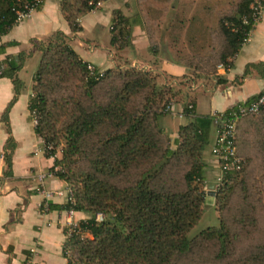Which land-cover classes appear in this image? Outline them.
I'll use <instances>...</instances> for the list:
<instances>
[{"label": "trees", "instance_id": "trees-1", "mask_svg": "<svg viewBox=\"0 0 264 264\" xmlns=\"http://www.w3.org/2000/svg\"><path fill=\"white\" fill-rule=\"evenodd\" d=\"M100 1H59L69 34L57 30L37 43L40 55L28 101L34 132L44 146H51L44 149L47 157H53L48 170L68 188L63 204L47 203L46 209L88 215L77 221L76 233L65 236L63 228L61 254L66 264H264V240L252 241L264 233L259 217L264 196L242 193L250 152L258 153L259 146L264 155V136L257 145L246 146V151L240 143V135L247 133V126H240L242 120L247 125L255 119L252 125L264 129V106L237 120L234 144L242 161L238 168L220 170L213 189L218 225L194 237L187 232L204 207L201 152L208 142L212 116L194 114V98H188L179 114L190 120L177 127L174 148L158 123L161 116L170 114L166 107L180 102L184 93L188 97V89L181 92L182 87L204 77L216 83L226 81L214 66L230 67L228 58L247 38L256 21L249 10L251 0H237L233 13L219 19L222 48L211 60V56L186 62L169 59L191 69L190 75L173 76L130 65L123 70L117 65L103 69L90 63L95 72L101 71L95 77L69 42L70 34L81 30L79 17ZM0 7L1 35L14 23L15 15L9 0H0ZM128 24L119 11L113 12L109 44L115 50L129 44ZM18 67L13 59L0 60V77L11 79L14 88L18 80L13 73ZM249 68L264 79V62L246 65L241 77L250 73ZM16 93L14 89L2 118ZM4 157L9 166L7 152ZM39 207L43 210L42 204ZM97 214L102 215L100 220ZM249 241L232 256L236 242ZM207 250L205 256L202 252Z\"/></svg>", "mask_w": 264, "mask_h": 264}, {"label": "crops", "instance_id": "crops-1", "mask_svg": "<svg viewBox=\"0 0 264 264\" xmlns=\"http://www.w3.org/2000/svg\"><path fill=\"white\" fill-rule=\"evenodd\" d=\"M59 1L42 0L40 6L29 16L14 22L0 35V60L13 59L19 66L13 73L18 80L16 88L11 79L0 77V264H26L27 259L35 264H66L64 257L61 256L59 263L55 256L57 252L62 255L61 246L65 239L63 224L68 217L76 221L88 217L81 211L68 213L66 210L50 208L41 210L39 206L45 199L35 189L36 175L48 171L53 157L44 154L43 141L34 132L28 101L32 76L39 60L37 43L57 30L69 34L68 26L59 11ZM125 2L127 0H103L98 8L79 17L81 30L70 34L69 43L83 61L103 69L112 67L119 61L124 62L114 54L125 58L126 49L115 50L110 46L109 27L114 11L126 15ZM130 34L133 36L132 48L137 54L140 52L148 57H156L148 52L147 38L138 26H134ZM158 59L153 67L146 64L144 66L173 76L192 73L181 63L166 58ZM228 60L230 67L217 70L226 79L225 82L216 83L210 79L208 85L198 83L203 86L204 94L207 95V112L200 111V100L196 96L201 92L196 86L193 92L194 114L212 115L214 112L227 110L247 102L263 88L264 79L254 69L249 68L250 73L241 76L246 65L264 62V6L246 40ZM14 89L17 91L16 96L7 109L5 118H2L4 109L14 96ZM179 110L180 107L177 114ZM178 116L181 119L178 123L174 122L173 137H176L177 127L190 120L188 116ZM209 136L213 144L214 126L212 135L209 130ZM4 152L8 153L9 166ZM211 164L216 170L214 182L220 176V169L215 158H208V165ZM42 186L45 191L51 192L46 198V204L56 206L65 202L68 188L64 181L51 174L43 178ZM30 248L34 249L33 253L29 252Z\"/></svg>", "mask_w": 264, "mask_h": 264}, {"label": "rangeland", "instance_id": "rangeland-1", "mask_svg": "<svg viewBox=\"0 0 264 264\" xmlns=\"http://www.w3.org/2000/svg\"><path fill=\"white\" fill-rule=\"evenodd\" d=\"M236 1L237 0H127V2L124 3L127 8L126 15H123L127 18V23L130 22V24L127 25V29L132 32L133 27L138 26L147 38L148 52H152L153 56L156 57H148L145 54L142 55L140 52L137 54L135 49L132 48L131 40L133 36L130 35L127 40L129 44L124 47L127 52L125 58L121 55L114 54V56L124 61H119L116 65L122 70L126 66L128 67V65L137 69L148 70L149 67L146 68L144 64L153 67L152 65L156 64V61L159 60L158 57L160 59L166 58L172 60H178V58L180 60L183 58L186 62L187 59L194 61L198 58L206 59L211 56V60L222 48V37L219 33L218 21L221 17L233 13ZM260 6L261 8L263 7L262 3ZM122 40L126 42L125 39ZM163 48L164 52L162 53ZM218 68L222 67H219V63H216L214 70L217 74ZM154 75L156 77L157 72H154ZM162 77H164V80L171 79V76ZM210 79L211 77H204L201 82L208 85L210 84ZM188 81L183 82V85L184 83H188ZM158 82L162 83L161 80H157V83ZM197 84L198 82L185 88L182 87L180 89L181 92H185V90L188 89V97H186L184 93L180 101L181 103H173V113L163 115L159 119L158 123L160 127L168 136L167 141L170 148H174L175 146L174 140L176 137L172 136L174 122L178 123L181 119V117L178 116L179 114H177L178 109L188 98L195 97L193 92L196 86L200 88L199 90L201 92L196 96V98L200 100V111H208L207 95L204 94L203 86ZM183 118L186 117L184 116ZM254 120L255 119L252 121ZM252 121H248L247 125H245V122H247L246 119L245 121L242 120L240 123V126L243 124L242 127L247 126V133H245L247 136H244L245 134L243 136L240 135V143L245 151L246 146L249 147L250 144L253 146L257 145L261 136H264V129L259 128V126L255 124L252 125ZM254 122L256 123V120ZM212 131L213 125L210 127V135H212ZM243 137L245 138L243 139ZM211 144L212 139L211 136H209L208 142L201 152L203 180L200 188L205 192L204 207L195 224L187 232L188 237H194L198 232L208 226L218 225L213 196L207 194L211 193V191H213L214 194V186H212V184L216 173V170L213 168L214 166L212 167V164L208 165V158L214 159V156L210 153ZM257 150L258 153L254 151L250 152L251 159H249L247 165L248 173L245 175L246 185H244L242 189V193L250 191V195L256 197L260 195L264 196V155L262 156L259 146ZM55 155H60L59 148L56 150ZM209 185L211 187H209ZM255 212H259V210ZM259 217L263 221L261 225L262 228H264V209L261 211ZM258 240H264V233L257 236L256 240L252 239L254 242ZM249 243L250 241L245 244L236 242L235 248L232 250V256L235 257V255H238L237 252L239 250L242 251ZM202 253L205 256L209 255L208 250ZM55 256L60 263L62 255H59L57 252ZM220 264H223V262Z\"/></svg>", "mask_w": 264, "mask_h": 264}, {"label": "built area", "instance_id": "built-area-1", "mask_svg": "<svg viewBox=\"0 0 264 264\" xmlns=\"http://www.w3.org/2000/svg\"><path fill=\"white\" fill-rule=\"evenodd\" d=\"M9 1L12 4V11L14 12L15 15L14 22H17L29 16L30 13L33 10H35L37 6L41 4L42 0H9ZM99 5L100 3L96 2L95 4H93V9L98 8ZM260 5H261V0L250 1L249 10L253 19H257L260 14V10H261ZM219 67H222L223 69V66L221 64H219ZM86 68L89 74H93L95 77L101 75V71L99 70L95 72L94 66L90 63H87ZM262 106H264V86L261 89V91L249 101L234 105L224 111L214 112L211 115L215 136L210 152L216 159L220 170L229 169L232 167L238 168L242 160L241 157L238 156L235 152L234 139L236 132L235 126L237 120L247 115L257 113L259 108ZM166 110H169L170 114L173 113L171 107L170 108L166 107ZM31 116L33 121L35 122V118L33 114ZM45 148L50 149L51 146L46 145L44 146V149ZM48 175H51L50 170H48L47 172H41L36 175L37 185L35 189L37 192L43 194L44 196L45 200H43L41 203L44 209H46V198L51 195V192L45 191L43 189L42 180ZM219 179L220 176L215 179L212 186L215 187ZM68 213H71V211H68ZM101 218H102L101 214L96 215L97 220H100ZM77 227H78L77 221L68 217L63 224V228L65 229L64 231L65 236H69L71 233H76ZM29 252L33 253L34 249L30 248ZM26 264H35V263L31 259H27Z\"/></svg>", "mask_w": 264, "mask_h": 264}, {"label": "water", "instance_id": "water-1", "mask_svg": "<svg viewBox=\"0 0 264 264\" xmlns=\"http://www.w3.org/2000/svg\"><path fill=\"white\" fill-rule=\"evenodd\" d=\"M209 187H211V186L209 185ZM207 194H209L210 196H213V191H211V193H207Z\"/></svg>", "mask_w": 264, "mask_h": 264}]
</instances>
